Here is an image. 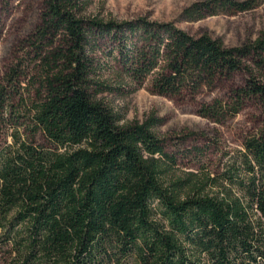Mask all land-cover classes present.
I'll use <instances>...</instances> for the list:
<instances>
[{
    "label": "trees",
    "instance_id": "obj_1",
    "mask_svg": "<svg viewBox=\"0 0 264 264\" xmlns=\"http://www.w3.org/2000/svg\"><path fill=\"white\" fill-rule=\"evenodd\" d=\"M195 4L202 19L228 0ZM78 0H45L31 45L39 85L23 97L15 71L0 86V258L4 264H264V81L250 75L227 100L200 107L221 122L256 101L258 133L214 173L169 151L150 118L124 125L100 96L98 43L115 41L126 76L158 96L195 97L252 63L264 40L226 48L204 34L144 19H86ZM19 103L15 104V100ZM42 144L37 143V138ZM10 139L8 142L7 139ZM184 159L197 172L182 171Z\"/></svg>",
    "mask_w": 264,
    "mask_h": 264
},
{
    "label": "rangeland",
    "instance_id": "obj_2",
    "mask_svg": "<svg viewBox=\"0 0 264 264\" xmlns=\"http://www.w3.org/2000/svg\"><path fill=\"white\" fill-rule=\"evenodd\" d=\"M80 15L86 19L123 23L144 19L148 22L172 23L193 37L208 35L219 40L224 47L253 46L264 40V0H228L245 6L217 8L209 16L203 11L202 19H194L187 11L195 4L214 0H78ZM217 2V0H215ZM45 0H0V86L7 87V79L13 71L19 79L23 97L34 96L38 87L37 49L31 45L40 24ZM92 54L101 67L100 83L107 87L100 96L104 102L122 117L124 125L142 124L150 118L159 122L156 135L168 145L169 151L178 149L190 154L200 148V163L210 173L216 172L236 151L242 149L246 138L259 132L263 123V107L256 101L247 102L235 116L221 122L199 115L201 106L214 100H227L230 89L243 85L252 74L264 81L263 72L252 63L233 78L214 89H204L195 97L167 98L152 92L149 81L137 86L130 81L118 62L115 41L98 43ZM38 82V83H37ZM19 99L15 100V104ZM9 142L10 139L8 138ZM37 143L42 144L38 137ZM198 164L184 159L182 171L197 172ZM0 264H4L0 258Z\"/></svg>",
    "mask_w": 264,
    "mask_h": 264
}]
</instances>
